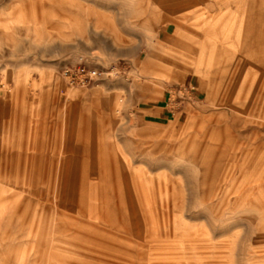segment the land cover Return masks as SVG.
I'll return each mask as SVG.
<instances>
[{
  "label": "rangeland",
  "instance_id": "374dc122",
  "mask_svg": "<svg viewBox=\"0 0 264 264\" xmlns=\"http://www.w3.org/2000/svg\"><path fill=\"white\" fill-rule=\"evenodd\" d=\"M21 258L264 264V0H0V264Z\"/></svg>",
  "mask_w": 264,
  "mask_h": 264
},
{
  "label": "built area",
  "instance_id": "2783aa9c",
  "mask_svg": "<svg viewBox=\"0 0 264 264\" xmlns=\"http://www.w3.org/2000/svg\"><path fill=\"white\" fill-rule=\"evenodd\" d=\"M63 75L67 79L69 86L84 87L93 83L101 74L95 70L79 67L76 69H65L63 70Z\"/></svg>",
  "mask_w": 264,
  "mask_h": 264
},
{
  "label": "bare ground",
  "instance_id": "6f19581e",
  "mask_svg": "<svg viewBox=\"0 0 264 264\" xmlns=\"http://www.w3.org/2000/svg\"><path fill=\"white\" fill-rule=\"evenodd\" d=\"M259 36H257L256 38H258ZM255 38V37H254ZM153 92H156V90L154 89ZM25 259L21 258V262L23 261V264H25L24 261ZM34 264V263H33Z\"/></svg>",
  "mask_w": 264,
  "mask_h": 264
}]
</instances>
